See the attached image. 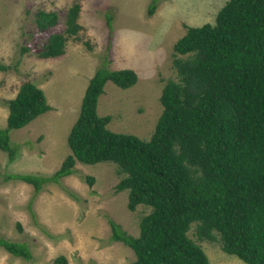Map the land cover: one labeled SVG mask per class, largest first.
<instances>
[{"label": "trees", "instance_id": "trees-1", "mask_svg": "<svg viewBox=\"0 0 264 264\" xmlns=\"http://www.w3.org/2000/svg\"><path fill=\"white\" fill-rule=\"evenodd\" d=\"M153 0L148 15L154 13ZM80 6L67 13L65 30L50 35L38 54L51 59L65 53L68 38L80 30ZM111 16H107L110 26ZM57 22L55 13L39 11L40 30ZM173 46L175 80L165 83L162 112L148 140L107 129L110 116L97 114L98 97L107 82L126 90L137 81L133 70H109L104 61L89 80L79 114L67 135L70 154L49 176L10 174L38 193L46 183L76 175L77 163H111L120 181L115 194L128 192L127 209L150 208L133 237L108 220L110 241L130 248L132 264H209L199 241L246 264H264V0H227L215 24L186 27ZM22 48V53L26 52ZM10 67L0 64V71ZM0 150L13 160L10 132L51 110L41 89L23 83L6 104ZM88 186L94 178L86 176ZM0 248L14 258L31 260L25 242L0 237ZM54 264H67L64 256Z\"/></svg>", "mask_w": 264, "mask_h": 264}, {"label": "rangeland", "instance_id": "rangeland-1", "mask_svg": "<svg viewBox=\"0 0 264 264\" xmlns=\"http://www.w3.org/2000/svg\"><path fill=\"white\" fill-rule=\"evenodd\" d=\"M0 0V129L5 128L6 103L20 86L31 82L41 89L51 110L29 125L10 132L17 149L13 160L0 150V237L28 244L31 260L14 258L0 248V264H54L60 256L67 264H132L133 251L110 241L108 220L133 237L142 217L150 212L127 209L128 192L115 194L120 181L111 163H77L76 175L59 184L46 183L38 193L20 181H5L10 174L52 175L70 150L67 135L77 119L89 80L104 61L109 70H133L136 83L123 90L112 82L98 97L97 114L110 116L107 129L148 140L162 112L160 95L165 83L176 79L173 46L186 27L215 24L227 0ZM80 6L78 33L68 38L65 53L41 59L38 54L53 34L63 33L69 9ZM39 11L55 13L57 22L36 27ZM111 16L110 26L107 16ZM22 48L27 51L22 53ZM94 178L88 186L84 177ZM195 225L189 237L205 252L209 264H246L228 255L218 243L199 241Z\"/></svg>", "mask_w": 264, "mask_h": 264}, {"label": "clouds", "instance_id": "clouds-1", "mask_svg": "<svg viewBox=\"0 0 264 264\" xmlns=\"http://www.w3.org/2000/svg\"><path fill=\"white\" fill-rule=\"evenodd\" d=\"M103 91H104V89H103ZM104 93V92H103Z\"/></svg>", "mask_w": 264, "mask_h": 264}]
</instances>
